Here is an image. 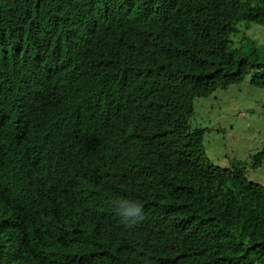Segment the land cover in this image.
<instances>
[{"label": "trees", "instance_id": "1", "mask_svg": "<svg viewBox=\"0 0 264 264\" xmlns=\"http://www.w3.org/2000/svg\"><path fill=\"white\" fill-rule=\"evenodd\" d=\"M132 1L0 0V264H264V188L189 125L264 92L263 49L233 43L264 0ZM107 13L108 37L50 39Z\"/></svg>", "mask_w": 264, "mask_h": 264}, {"label": "rangeland", "instance_id": "2", "mask_svg": "<svg viewBox=\"0 0 264 264\" xmlns=\"http://www.w3.org/2000/svg\"><path fill=\"white\" fill-rule=\"evenodd\" d=\"M236 49H246L247 42L256 43L264 51V27L251 25L233 40ZM242 41V42H240ZM191 129H205L203 147L208 160L218 168L246 164L249 182L264 188V162L250 170L252 158L264 151V92L246 79L227 90H217L206 99L194 102Z\"/></svg>", "mask_w": 264, "mask_h": 264}, {"label": "clouds", "instance_id": "3", "mask_svg": "<svg viewBox=\"0 0 264 264\" xmlns=\"http://www.w3.org/2000/svg\"><path fill=\"white\" fill-rule=\"evenodd\" d=\"M122 7L125 9V13L127 18L132 15L135 12V6L132 0H121ZM110 14L102 15V14H97L95 17V23L94 26L91 30H86V29H81V30H76L67 33L64 36H59V35H51L50 39H78L82 37H88L89 34L92 32L93 35L91 40H93L95 37H97L100 34H105L107 37L112 34L109 30L114 29L115 27L112 25H107L106 23L110 21ZM13 35H16L18 37H28L31 35L30 30L18 33L13 31Z\"/></svg>", "mask_w": 264, "mask_h": 264}, {"label": "bare ground", "instance_id": "4", "mask_svg": "<svg viewBox=\"0 0 264 264\" xmlns=\"http://www.w3.org/2000/svg\"><path fill=\"white\" fill-rule=\"evenodd\" d=\"M56 83V82H55ZM66 86V85H65Z\"/></svg>", "mask_w": 264, "mask_h": 264}]
</instances>
